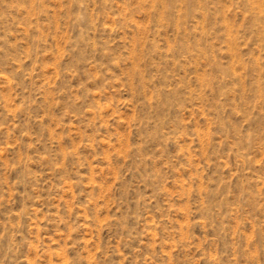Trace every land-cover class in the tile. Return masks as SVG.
Instances as JSON below:
<instances>
[{
    "label": "rangeland",
    "instance_id": "obj_1",
    "mask_svg": "<svg viewBox=\"0 0 264 264\" xmlns=\"http://www.w3.org/2000/svg\"><path fill=\"white\" fill-rule=\"evenodd\" d=\"M0 264H264V0H0Z\"/></svg>",
    "mask_w": 264,
    "mask_h": 264
}]
</instances>
